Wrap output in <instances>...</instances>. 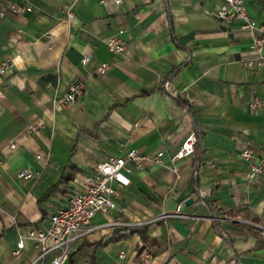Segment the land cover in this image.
<instances>
[{
    "label": "crops",
    "instance_id": "1",
    "mask_svg": "<svg viewBox=\"0 0 264 264\" xmlns=\"http://www.w3.org/2000/svg\"><path fill=\"white\" fill-rule=\"evenodd\" d=\"M244 1L254 33L217 18L223 0H0L34 9L0 19V64H15L0 76V264H33L32 241L14 254L20 237L47 229L98 164L131 149L140 156L131 186L89 227L118 225L83 237L65 264H140L145 253L147 264H264V230L252 225L264 226V177L250 183L241 158L264 150V110L249 108L264 101V68L243 66L264 31V3ZM121 31L127 50L116 55L106 41ZM102 63L112 65L106 75ZM74 82L86 84L79 100L55 105ZM195 129L198 151L173 164ZM25 169L39 178H18Z\"/></svg>",
    "mask_w": 264,
    "mask_h": 264
},
{
    "label": "built area",
    "instance_id": "2",
    "mask_svg": "<svg viewBox=\"0 0 264 264\" xmlns=\"http://www.w3.org/2000/svg\"><path fill=\"white\" fill-rule=\"evenodd\" d=\"M9 10L17 15L31 14L34 9L29 3H11ZM0 5V19L6 17V10ZM68 22L76 20L72 10L66 11ZM217 18L226 24L238 22L242 30H248L252 33L257 29L255 20L249 14L244 0H223L221 7L217 11ZM124 32L107 39L106 44L109 50L116 55H122L127 50L126 40L123 37ZM45 37L48 42V48L52 49L54 34L46 32ZM253 57L243 62L244 68L248 70L264 68V31L253 36L252 44ZM82 65L86 66L91 62V57L84 56L81 60ZM15 68L12 60H4L0 64V76L9 75ZM112 69L109 63H102L97 68V74L106 75ZM86 89L84 82L72 83L67 92L61 97H55L54 103L57 106L69 107L74 105L83 95ZM167 90V88H166ZM249 108L253 111L264 110V101L256 100L251 102ZM30 132H37L36 126L29 127ZM198 138L195 132H192L184 141L178 152L171 158L175 164L193 156L196 152ZM16 149V144L10 146ZM241 158L246 162L248 173L247 180L250 183H257L264 177V150L256 156L252 148H246L241 153ZM38 160H42L41 155H37ZM140 159L139 151L131 149L121 156L111 155L104 162L97 165L94 173L87 181L76 191L69 195L66 208L54 213L50 219V226L47 229H32L27 236H21L18 243V250L14 253L16 256L21 254L25 248V241L28 239L34 243L38 256L33 264H65L71 257L76 244L88 234L105 227H113L117 223L103 224L98 227H89L91 221L99 214L108 215L116 209L115 198L119 190L131 186L132 169L129 167L131 162H137ZM157 165H164L163 154L160 153L154 158ZM2 158L0 156V165ZM18 178L22 180H31L39 178L34 172L25 169L19 172ZM180 212V210H179ZM255 227L264 230V226L252 224ZM122 252L120 258H124ZM152 259L151 254H144V261L140 264H147Z\"/></svg>",
    "mask_w": 264,
    "mask_h": 264
},
{
    "label": "trees",
    "instance_id": "3",
    "mask_svg": "<svg viewBox=\"0 0 264 264\" xmlns=\"http://www.w3.org/2000/svg\"><path fill=\"white\" fill-rule=\"evenodd\" d=\"M263 3H264V0H263ZM172 75L168 76L167 80H169L172 77ZM174 99H175V101L177 103V106L179 108H181L182 110L186 111L192 118L194 117L193 106H192V103L190 102V100H188L184 95H179L177 97H174ZM195 133H196L197 138H198V143L196 145V152H197L198 151V147L200 145L201 135L198 132V130H196V129H195ZM215 224L217 225V230L220 232L219 225L217 224V222ZM137 231H139V230H137ZM221 234H223V233L221 232Z\"/></svg>",
    "mask_w": 264,
    "mask_h": 264
},
{
    "label": "water",
    "instance_id": "4",
    "mask_svg": "<svg viewBox=\"0 0 264 264\" xmlns=\"http://www.w3.org/2000/svg\"><path fill=\"white\" fill-rule=\"evenodd\" d=\"M194 203V200L192 198L188 199L186 202H185V205L186 206H190L191 204Z\"/></svg>",
    "mask_w": 264,
    "mask_h": 264
}]
</instances>
